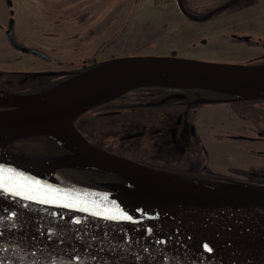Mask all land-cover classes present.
I'll use <instances>...</instances> for the list:
<instances>
[{
  "label": "water",
  "instance_id": "95a60500",
  "mask_svg": "<svg viewBox=\"0 0 264 264\" xmlns=\"http://www.w3.org/2000/svg\"><path fill=\"white\" fill-rule=\"evenodd\" d=\"M177 1L179 7L183 8L181 0ZM236 1L232 0L224 7ZM12 45L20 52L48 59L39 50L18 46L13 41ZM174 54L115 58L78 72L36 94L18 99H0V107L9 108L0 111V128L19 129L27 133L12 142L39 135L61 141L71 154L50 161L21 156L40 163L53 164V171L63 167H93L111 173L126 183H105V190H98L78 186L63 179L75 187L99 194L134 192L152 199L170 211L219 225L247 228L250 231L228 236L149 221L3 169L5 176H11L15 181L34 188L32 195L39 193L51 199L42 204L0 191V264H264V187L211 188L187 178L124 160L90 144L73 124L74 119L88 109L141 86L207 89L243 99L264 97V94L258 93L245 98L220 88L249 84L264 87V64L217 63L179 58ZM129 59H137L138 62L128 64L126 62ZM155 74L191 78L206 83H139L113 95L97 96L79 108L69 121L67 129L35 120L46 110L47 98L63 88L102 75L142 77ZM41 75L32 74L33 77ZM259 92H264V88L259 89ZM61 137L72 139L76 147H70ZM163 175L182 178L216 193L190 195L167 191L161 185ZM64 204L69 206L65 207ZM112 215L117 219L106 218Z\"/></svg>",
  "mask_w": 264,
  "mask_h": 264
},
{
  "label": "flooded vegetation",
  "instance_id": "af4514ba",
  "mask_svg": "<svg viewBox=\"0 0 264 264\" xmlns=\"http://www.w3.org/2000/svg\"><path fill=\"white\" fill-rule=\"evenodd\" d=\"M25 1L26 4L34 2ZM86 1L72 0L69 4L72 7L87 5L83 16L92 17V11H96L90 8L93 0ZM197 1L200 2L181 0V8L178 1L173 0L170 8H148L144 9L143 14L134 8L127 12L126 17L137 11L134 19L136 25L140 19L145 20L142 22L149 21L151 26L161 28L165 25L162 28L164 31L156 29L155 35L147 43L169 46L170 52L154 56H171L174 52L175 57L203 60L194 55L177 53L186 50L197 54L207 49L216 52L220 38L227 40L230 48L234 45L242 47V51H238L245 56L241 57V61L230 64H264V40L255 39L251 33L257 21L264 22V0H237L226 7L232 0H205L203 5L194 3ZM245 1L243 6L238 7ZM22 3L23 0H0V48L15 52L17 59L31 54L20 52L12 45V41L18 46L41 51L27 44V29L32 27L40 30L42 26L23 23L26 19L19 12V8L23 9ZM99 11L103 16H114L104 19V26L94 35L92 28L95 25L89 29L90 36L101 38L99 45L102 46L114 42L111 37L123 30L125 21L119 10L115 13L114 9ZM226 12L227 17L224 16L208 27L206 35L209 42L201 37L196 23L207 22ZM167 26L171 27L170 31L166 30ZM196 35H200L198 43ZM226 49L219 50L225 52ZM47 57V61H51V57ZM119 57L98 60L90 56L68 61L64 69L54 71L28 73L0 68V99L33 95L35 93L32 91L41 90L47 84L51 87L87 68ZM11 62L12 57L0 55L1 64ZM50 72L58 74L48 75ZM34 73L42 75L33 77ZM259 94L263 95L264 92ZM8 109L0 107V111ZM73 124L90 144L124 160L185 177L212 188L264 187V97L261 96L243 99L199 88L138 87L88 109L78 115ZM252 160L255 165L251 163ZM106 183L126 185L121 180Z\"/></svg>",
  "mask_w": 264,
  "mask_h": 264
},
{
  "label": "rangeland",
  "instance_id": "374dc122",
  "mask_svg": "<svg viewBox=\"0 0 264 264\" xmlns=\"http://www.w3.org/2000/svg\"><path fill=\"white\" fill-rule=\"evenodd\" d=\"M33 1L34 2L29 1V4H26V1L23 0V9L19 8V12H21V16L24 15L22 18L24 17L26 19L23 20V23L33 26H42L43 30H36L32 27L28 28L26 32L28 35L26 34V37H28L27 40L29 42L27 44L33 47L36 46L51 57V61L39 57L36 58L31 55H25V57L22 56L21 59H17L18 55L15 52L0 48L1 56L12 57L11 63H0L1 69L20 70L28 73L43 70L54 71L64 69L68 61H77L90 56L98 60H106L113 56L125 57L127 54H131L132 56H154L166 55L170 52L171 47L169 46H153L147 43V41L155 35V30L161 29L164 31L162 28H164L165 25H162L161 28L160 26H151L149 21L142 22L145 21L143 19H140L136 25V20L134 19L136 17L135 14L138 12L143 14L145 11L144 9L164 6L170 8L173 0H93L90 2V8L96 11H92V17L87 16L86 18H84L83 13H85L84 10L88 8V6L75 5V7H72L69 4L72 0H38L37 3L35 0ZM86 2H88V0ZM246 2L247 1L242 2L240 6H238L239 4L237 6L241 7ZM194 3L203 5L206 1L200 0V2L197 1ZM134 8L140 11H136L134 14L132 13L130 16H127V20V12ZM72 9H74V11H72ZM101 9H108V11L114 9V13L119 10L122 14V20L125 21L123 30H120L119 33L115 31L116 35L111 37V39H114V42L102 44V46L99 45L101 38L94 39L89 35L91 26L95 25L92 28V34L94 35L104 26V19L106 20L113 16L112 14L109 16L101 15L102 12L99 11ZM227 14L228 12L224 15H218L207 22L196 23L199 25V30L202 34L201 37L209 42V37L206 35L208 27L224 16L227 17ZM193 25L198 28L195 24ZM167 27L166 30L170 31L171 27ZM251 31L252 37L264 40V22L257 21ZM195 39L197 40L196 43H198L200 35H196ZM218 46L216 52L207 49L206 51L192 54L184 50L179 51L177 54H184L186 56L194 55L193 57L197 56L203 60L222 63H237L242 60V56H245L238 51V49L242 51V47L234 45L230 48L231 46L227 40L219 38ZM219 49H226V51L223 52V50ZM24 143L26 145H24V151L26 152L32 149H39L43 152L42 148H34L35 145L30 143V141H25ZM251 163L255 165L254 160H252ZM262 163L264 164V162Z\"/></svg>",
  "mask_w": 264,
  "mask_h": 264
},
{
  "label": "bare ground",
  "instance_id": "6f19581e",
  "mask_svg": "<svg viewBox=\"0 0 264 264\" xmlns=\"http://www.w3.org/2000/svg\"><path fill=\"white\" fill-rule=\"evenodd\" d=\"M137 59H129L126 63L137 64ZM139 83L158 85H188L200 84L201 80L155 74L150 76H111L102 75L84 82L63 88L47 98V108L36 117L39 123L56 125L64 129L68 128L69 121L77 113L79 108L97 96L113 95L121 89L129 88ZM223 88L242 97H253L263 89L260 85H239ZM27 133L13 128H0V168L13 170L16 174L24 175L60 191L71 195L88 199L107 207L116 209L123 213L136 216L149 221L174 226L182 229L213 233L218 235L235 236L249 232L247 228H235L219 225L193 217H188L174 211H170L160 206L150 198L139 196L134 192L117 194H99L87 189H82L71 185L55 174L52 170L53 164L40 163L25 157L9 152L6 147L13 140L21 138ZM67 145L76 147V143L69 138H63ZM162 187L177 194L205 195L216 192L193 182L186 181L176 176L163 175Z\"/></svg>",
  "mask_w": 264,
  "mask_h": 264
},
{
  "label": "trees",
  "instance_id": "16d2710c",
  "mask_svg": "<svg viewBox=\"0 0 264 264\" xmlns=\"http://www.w3.org/2000/svg\"><path fill=\"white\" fill-rule=\"evenodd\" d=\"M49 86L50 85L47 84L44 87H42L41 90L36 89L32 92L36 93L45 90L49 88ZM141 87L163 88L166 86H141ZM25 141H30V143L35 145L34 148L36 147L42 148L43 152H41L39 149H32L29 152L24 151ZM7 150L21 156L30 157L38 160H47V161L71 154V151L66 146H64V144L61 141H58L57 139L46 135L30 136L20 139L9 145L7 147ZM55 172L70 183H73L78 186L98 189V190H105L103 184H105L106 182L121 180L120 178H118L117 176L111 173L86 166H76L71 168L63 167L57 169ZM122 183L125 182L122 181Z\"/></svg>",
  "mask_w": 264,
  "mask_h": 264
},
{
  "label": "snow or ice",
  "instance_id": "6c2138e0",
  "mask_svg": "<svg viewBox=\"0 0 264 264\" xmlns=\"http://www.w3.org/2000/svg\"><path fill=\"white\" fill-rule=\"evenodd\" d=\"M9 171H13V170L9 169ZM3 173H4V170L0 169V191L4 192L6 195L10 194L18 198H23L27 200H35L37 203H42V204L48 203L50 201L51 197H48L46 195L39 194V193L35 196L32 195L31 193L35 191L34 188L23 185L22 182L15 181L13 177L5 176ZM5 181H9L10 183L6 184ZM63 206L68 207L69 205L64 204ZM95 214L96 213H93V215ZM106 218L107 219H117V217L114 215L107 216ZM204 247L206 250L210 251L207 245H204Z\"/></svg>",
  "mask_w": 264,
  "mask_h": 264
}]
</instances>
